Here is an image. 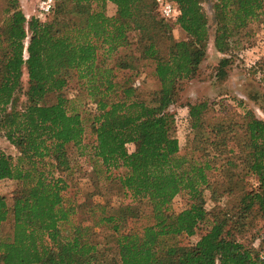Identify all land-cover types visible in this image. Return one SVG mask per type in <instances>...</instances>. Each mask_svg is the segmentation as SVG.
<instances>
[{"label": "trees", "instance_id": "16d2710c", "mask_svg": "<svg viewBox=\"0 0 264 264\" xmlns=\"http://www.w3.org/2000/svg\"><path fill=\"white\" fill-rule=\"evenodd\" d=\"M166 1L175 5L173 22L186 36L181 50L168 26L156 29V0H56L45 21L26 19L19 0H0V136L17 153L0 152V181L15 183L11 206L0 196V227L9 228L0 238V264H264L260 250L237 239L253 221H264V121L220 101L187 103L181 108L192 139L181 153L171 109L206 56L211 26L207 0ZM107 2L116 7L114 17L104 14ZM212 8L213 48L225 57L240 31L264 17V0H214ZM134 31L140 56L131 59L122 50ZM114 56L119 61L106 64ZM134 61L151 65L159 84L150 103L135 97L141 65ZM227 64L220 60V79ZM72 82L90 100L89 125L64 95ZM87 137L101 188L130 199L112 213L109 203H93L73 183L67 150L84 155ZM118 167L122 173L113 176ZM215 175L231 188L255 181L228 225L212 220L202 200ZM180 194L187 208L175 214L170 203ZM143 201L148 214L138 209ZM201 225L205 234L196 244H177V236L192 237Z\"/></svg>", "mask_w": 264, "mask_h": 264}, {"label": "rangeland", "instance_id": "374dc122", "mask_svg": "<svg viewBox=\"0 0 264 264\" xmlns=\"http://www.w3.org/2000/svg\"><path fill=\"white\" fill-rule=\"evenodd\" d=\"M23 13L26 19L30 20L37 18L36 8L40 0H19ZM53 4V9L54 5ZM214 0H207L203 7L207 13L210 30L209 40L206 48V56L198 67V70L192 79V81L182 85V90L178 93V100L171 109V112L176 114V124L173 132V136L178 140L181 153L185 154L186 142L192 139V134L188 124L187 111L183 105L187 103H197L200 101H209L211 103L224 102L230 108V111L238 115L245 114L246 110H250L258 119L264 121V17H261L256 22H252L247 28L240 31L236 36L238 43L234 45V49L227 57L217 53L213 48L214 37V23H213V8L212 4ZM28 4V5H27ZM28 6V9H27ZM96 5L93 4V8ZM52 9V12H53ZM51 12V14H52ZM51 14L49 16H51ZM104 14L107 17H114L116 15V7L112 3H105ZM79 25L85 24V18H79ZM168 26L171 30V36L176 43L178 50L184 48V41L186 40L185 34L179 29L173 21L162 20L159 15L157 17L156 29L162 30ZM140 35L137 31L131 32L128 35L129 47L123 49L127 53L129 58L136 59L140 56L138 50V41ZM28 43V37L25 40V45ZM119 56V49L116 51ZM26 57V53H25ZM228 58V64L224 68L226 76L220 79L216 76L220 60ZM102 60V57H99ZM111 60H106V64L112 66L117 63L119 59L114 56ZM135 65H141L138 71H136V77H134V87L136 89L135 97L139 102L150 103L155 100V93L159 89L157 80L152 76V66L143 63H137ZM127 73V72H125ZM22 92L27 88V75L26 71H23L22 76ZM119 81V73L117 77ZM22 92L18 95V104L21 105L25 101ZM64 95L68 99L74 100L73 107L89 125V117L91 113L90 100L86 97L84 92H81L75 83H70L65 89ZM175 99V98H174ZM224 110L225 107H220ZM219 110V109H218ZM210 115V114H209ZM207 119L209 124H213L215 120ZM231 115H227L226 120H230ZM233 119V118H232ZM114 125H118L117 120H113ZM93 145V138L87 137L84 140L83 146L84 155L80 154L75 147L69 146L67 153L71 160L73 168V183L82 192L83 195H89L90 200L93 203L104 204L109 203L108 213H112L119 204H127L130 202L129 196L123 197V194L117 191V189H103L99 184V179L95 175L92 167L93 160H91ZM128 153L134 151L133 144L126 146ZM204 149V147L202 148ZM201 149V150H202ZM203 151V150H202ZM202 151L200 153H202ZM0 152L9 155L11 157L16 156V150L12 147L3 137L0 136ZM96 167L100 168L99 164ZM122 169H112V175L118 177L119 173H122ZM211 190L205 189L202 193V200L205 210L212 220L225 223L228 225L233 214L236 212L238 201L244 190L250 189L255 186L253 179L243 180L239 183L238 187H230L224 181L223 178L215 175L211 178ZM15 190V183L9 180L0 181V196L4 197L8 206L12 205V195ZM188 198L184 194L176 196L170 203V211L177 214L180 211L187 208ZM137 206V205H136ZM149 206L143 201L138 209L143 213H149ZM146 222V219H144ZM232 221V220H231ZM252 227L247 228L245 235H238L237 239L243 241L246 245L252 247L255 250H262L264 248V221L255 220L252 222ZM226 227V226H225ZM206 228L204 225L199 226L196 231V235L192 237L177 236L175 239L177 244L185 247H190L196 244V242L205 234ZM9 233L7 224H3L0 227V238ZM105 249L104 242L100 245V250Z\"/></svg>", "mask_w": 264, "mask_h": 264}, {"label": "built area", "instance_id": "2783aa9c", "mask_svg": "<svg viewBox=\"0 0 264 264\" xmlns=\"http://www.w3.org/2000/svg\"><path fill=\"white\" fill-rule=\"evenodd\" d=\"M54 0H40L36 8L37 18L45 21L52 12ZM158 14L162 20L173 21L177 16L174 4L166 0H156ZM260 257L264 259V249L260 251Z\"/></svg>", "mask_w": 264, "mask_h": 264}, {"label": "crops", "instance_id": "0c3cea01", "mask_svg": "<svg viewBox=\"0 0 264 264\" xmlns=\"http://www.w3.org/2000/svg\"><path fill=\"white\" fill-rule=\"evenodd\" d=\"M28 5V4H27ZM27 9H28V6H27Z\"/></svg>", "mask_w": 264, "mask_h": 264}]
</instances>
